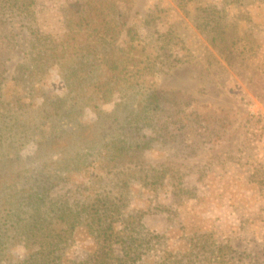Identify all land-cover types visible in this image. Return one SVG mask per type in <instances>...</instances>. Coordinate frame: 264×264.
<instances>
[{
    "label": "rangeland",
    "instance_id": "rangeland-1",
    "mask_svg": "<svg viewBox=\"0 0 264 264\" xmlns=\"http://www.w3.org/2000/svg\"><path fill=\"white\" fill-rule=\"evenodd\" d=\"M82 1L27 0L29 7L19 8L0 0V97H18L35 116L54 96L75 93L64 76L82 60L68 54L89 40L90 26L110 18L102 11L72 31L68 9ZM122 13L110 48L123 55L134 45L142 72L97 107L84 106L77 116L83 128L66 117L40 118L42 111L23 154L56 128L78 131L93 122L96 142L82 150L76 174L58 179L52 199L72 207L98 195L113 199L125 222L117 238L136 237L137 264H264V0H126ZM31 68L36 74L28 76ZM154 88L191 97L208 113L203 126L176 139L143 140L150 129L135 127L131 116L140 95ZM115 138L140 143L135 159L105 162L106 142ZM15 245L0 264L15 263L35 243ZM94 247L78 225L59 252L66 264Z\"/></svg>",
    "mask_w": 264,
    "mask_h": 264
},
{
    "label": "trees",
    "instance_id": "trees-1",
    "mask_svg": "<svg viewBox=\"0 0 264 264\" xmlns=\"http://www.w3.org/2000/svg\"><path fill=\"white\" fill-rule=\"evenodd\" d=\"M9 4L29 7L27 0H5ZM32 1V0H30ZM236 1V0H234ZM126 0H84L76 2L68 9L67 25L77 31L88 24L91 18L101 15L102 11L110 14V18L101 24L87 29L85 40L77 45V52L69 56L79 55L80 61L73 66L69 74L64 76L65 85L76 90L69 98L66 95L54 96L52 100L40 105L37 115L27 114L18 97L8 99L0 97V262L3 263L10 245L25 247L28 241L35 243L34 248L16 262L7 264H64L60 249L70 239L78 225L84 228L94 243V248L83 258L72 260L66 264H137L138 254L135 250L134 235H122L126 243L119 248L115 246L121 231L116 227L124 222V217L117 204L107 195H98L91 201H82L72 207L65 201L56 202L50 192L58 179H66L76 174L82 167V150L92 147L96 140L92 132L91 122L87 128L58 129L56 134L40 142L34 143L33 152L23 154L28 143V135L35 125L34 119L44 111L40 118L51 115L63 120L83 121L77 118L82 115L84 106L97 107L107 101L122 86L129 75L140 74L141 58L138 48L131 43L123 55L116 54L110 46L122 30L124 3ZM184 7V6H182ZM75 33H72V36ZM67 50V49H66ZM75 53V54H74ZM80 53V54H79ZM82 56H85L84 59ZM124 56V59H121ZM75 59V58H74ZM99 70V71H98ZM28 76L36 74L31 68ZM79 72V73H78ZM68 74V75H67ZM47 99L46 92L42 93ZM167 107V109H166ZM102 110H99L101 114ZM207 112L198 109L192 98L179 92L154 88L140 95L131 116L135 127L144 123L150 133L142 132L143 140L159 137L163 140L176 139L180 131L191 129L195 123L203 126ZM34 116V117H32ZM82 117V116H81ZM68 120L67 122L70 123ZM97 122V121H96ZM96 122L94 124H96ZM15 123V124H14ZM52 126V125H50ZM10 131L11 138L17 136L15 144L11 138H5ZM139 142H127L115 138L106 142L107 155L105 162L109 164L132 161L138 155ZM103 161H100L102 163ZM21 194L12 204H8L11 196ZM60 224V228L56 224ZM125 224V222H124ZM124 241V240H123ZM134 248V249H132Z\"/></svg>",
    "mask_w": 264,
    "mask_h": 264
}]
</instances>
